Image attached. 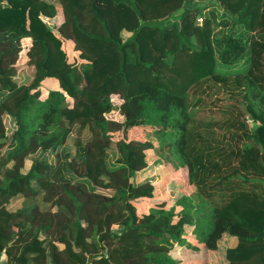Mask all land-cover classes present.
Masks as SVG:
<instances>
[{"label":"trees","instance_id":"obj_1","mask_svg":"<svg viewBox=\"0 0 264 264\" xmlns=\"http://www.w3.org/2000/svg\"><path fill=\"white\" fill-rule=\"evenodd\" d=\"M259 1L252 15L207 0H0V264H180L173 247L196 248L193 201L133 203L153 195L134 181L149 151L168 147L210 208L202 240L223 243L221 262L193 264H264ZM144 122L157 145L128 139Z\"/></svg>","mask_w":264,"mask_h":264},{"label":"crops","instance_id":"obj_2","mask_svg":"<svg viewBox=\"0 0 264 264\" xmlns=\"http://www.w3.org/2000/svg\"><path fill=\"white\" fill-rule=\"evenodd\" d=\"M43 81L46 83H49L50 85H53V87L55 85L57 86V79L55 77H46ZM174 133H176V132L174 131ZM118 134L119 133H117V135ZM127 137H128V139H132V138L133 139H151L156 145H157V143L161 142L160 139L158 140V136L156 135V133L154 131V127H152L149 123H146V122H144L140 125H135V126L129 127L128 131H127ZM161 137H163V141L166 140V137L164 135H162ZM168 152H170L172 154V157H173L172 160L166 159ZM152 154L157 155L154 152H152ZM160 156L162 159L161 161L164 162V165H162L163 163L161 164V166L163 168H169V169H174V170H176L177 168H183L184 173L181 174V172L179 170L176 172L168 171V170L166 172L165 171H155L157 165L158 164L160 165V163H161L160 161H159V163H157V161L156 162L154 161L152 164H149V166H147L144 170H140L139 172H137L136 175H138L139 173H142V172H145V173L141 179L136 180L135 182H139V181L147 179V180H150L152 182V184L154 185V190H153L152 196H150V197H146V196L139 197L133 201L134 205L136 206L137 211L148 212L150 207L154 206L156 203H158L160 201H166V207H170L171 205H175V211H178L182 208V205L178 204V201H177L178 199L176 200V203L172 202L174 197H173V194H171L170 189L168 187L170 177L172 176L171 173L173 172L174 176H172V177H174L176 179H180L181 181H183V182H181V184H182L181 190L183 192L185 191V193L187 195L186 197L190 198L193 201V203L195 204V207H193V210H192L193 215L195 217L199 218V223H202L204 225L206 223H208L209 220L207 218V214L205 213L204 209H200V207L198 208V206H197L198 204H201V202L205 203V201L203 200V197L200 194H198L196 186L189 181L187 169H186L185 165L182 163V160L180 159L179 155L175 152V150L173 148L168 147ZM160 156L157 155V157H160ZM163 168H161L160 170H162ZM167 174H168V176H167ZM204 207H205V205H204ZM205 208L208 209L207 207H205ZM187 233L190 235L192 233H195L196 238L201 236V235H199L197 227H195L194 224L192 225L190 232H185L184 235ZM223 239H226V241H228L229 244L234 243L233 236L224 235ZM191 244H193V243L191 242ZM178 246L182 247L183 245H178ZM173 248H175V246ZM215 250L217 251V249H215ZM215 250L211 249L212 253H210V252L208 253V259L206 262H208V261L221 262V260L219 261V259L217 260V258L215 257V253H216ZM172 251L173 250H171V254L174 256ZM174 257L176 258V256H174ZM198 263H204V262H198Z\"/></svg>","mask_w":264,"mask_h":264},{"label":"rangeland","instance_id":"obj_3","mask_svg":"<svg viewBox=\"0 0 264 264\" xmlns=\"http://www.w3.org/2000/svg\"><path fill=\"white\" fill-rule=\"evenodd\" d=\"M207 1H214V2L217 1L219 6H223V7L226 6V7L230 8L233 11L245 10L244 13L249 12L252 15H255L256 12L258 11L259 2H260L259 0H207ZM220 8H222V7H220ZM59 20H60V16L58 15L54 20L50 21V23L52 24L53 22H55V21L58 22ZM129 33L130 32L123 31L122 34H123V36H127ZM64 48L67 51L70 60L79 62L80 64H85V61L79 60V58L77 57V52L74 51L72 48H70L68 45H66V42H64ZM19 76L22 77V74H19ZM247 82L249 84L251 83V81L249 79H247ZM42 86L44 88H48V89L51 88V87L52 88L56 87V85L53 87V85H50L49 83H46L44 81H42ZM115 98L117 100L119 99L117 97H115ZM67 99L72 101V98H70V97H67ZM112 115H114V114H112ZM114 138H117V132L114 133ZM149 153H148V166H149V164H152L154 162V160L157 159V158H159V160L161 162L160 165L159 164L157 165L158 168L156 167L155 171H165L166 172L168 170V171L176 172V171L179 170L181 172V174L184 173V169L183 168H177L176 170L169 169V168H163L161 166V164L163 163L162 165H164V162L161 161L162 160L161 156L157 157V155H153L152 151H149ZM171 157H172V154L170 152H168V154L166 156V159L167 160H169V159L172 160L173 157L172 158ZM29 164H30V161L28 159H24L23 166L28 167ZM161 168H163V169L160 170ZM144 173L145 172H142V173H139L138 175H135L134 181L141 179L142 176L144 175ZM171 174H172V176H174L173 172ZM167 176H168V174H167ZM172 176L170 177L168 187L170 189L171 194H173V197H174L172 202L176 203L177 199L180 200L181 198H183V197H185L187 195H186L185 191L183 192L181 190V186H182L181 182H183V181H181L180 179H176V178H174ZM62 197H63V199L65 198L64 195ZM209 210H210V208L204 210L205 213L207 214V218L209 219V223L208 224L204 225L202 223H199V218H197V220H195L193 222L194 226L197 227L199 235H201V236L196 238L195 237V233H192L191 235L187 233V234L184 235L185 238L190 243L192 242L194 244L193 246H195L196 248L191 249V248H187L185 246L179 247L178 245H175V248L172 249L173 250L172 253L180 261V264H193V263H198V262H206L207 259H208V253L209 252L212 253L211 249L208 247V244L205 242V240H202L203 239L202 237L205 236L204 234H202L203 232H208L207 235H209V234H211V233H213L215 231V229H214V231H212L213 230V226H214V222L212 220V216H209L210 215L209 214V212H210ZM213 219H214V216H213ZM234 235H236V234H234ZM222 245H223V243L220 245V247H219V249H217V251L214 249L216 251L215 257L217 258V260L219 259V261L223 259L222 256H221V247H222Z\"/></svg>","mask_w":264,"mask_h":264},{"label":"built area","instance_id":"obj_4","mask_svg":"<svg viewBox=\"0 0 264 264\" xmlns=\"http://www.w3.org/2000/svg\"><path fill=\"white\" fill-rule=\"evenodd\" d=\"M198 21H199V22L202 21V16H198Z\"/></svg>","mask_w":264,"mask_h":264},{"label":"water","instance_id":"obj_5","mask_svg":"<svg viewBox=\"0 0 264 264\" xmlns=\"http://www.w3.org/2000/svg\"><path fill=\"white\" fill-rule=\"evenodd\" d=\"M243 105H244V104H243ZM244 109L247 111V109H246L245 105H244ZM250 118H251V116H250Z\"/></svg>","mask_w":264,"mask_h":264}]
</instances>
